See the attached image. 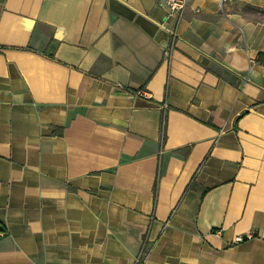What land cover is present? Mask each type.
<instances>
[{"label": "crops", "instance_id": "0c3cea01", "mask_svg": "<svg viewBox=\"0 0 264 264\" xmlns=\"http://www.w3.org/2000/svg\"><path fill=\"white\" fill-rule=\"evenodd\" d=\"M162 2L0 0V264H264V0Z\"/></svg>", "mask_w": 264, "mask_h": 264}, {"label": "built area", "instance_id": "2783aa9c", "mask_svg": "<svg viewBox=\"0 0 264 264\" xmlns=\"http://www.w3.org/2000/svg\"><path fill=\"white\" fill-rule=\"evenodd\" d=\"M190 1L191 0H163L162 5L166 8V10L168 12V17H176L177 20H180L183 17ZM172 49L173 48L170 47V48H167L165 50L164 57L166 59L170 58V55L172 53ZM167 107H168V104L164 103V108H167ZM4 235H5V232L0 227V236H4ZM253 237H254V234L251 232L246 234L245 236L238 235L235 237L234 242L235 243H241L245 240L252 239ZM142 252H143L142 255L138 259V263L141 262V258L144 257V259H145V255L147 254L148 251L144 249V251H142Z\"/></svg>", "mask_w": 264, "mask_h": 264}, {"label": "trees", "instance_id": "16d2710c", "mask_svg": "<svg viewBox=\"0 0 264 264\" xmlns=\"http://www.w3.org/2000/svg\"><path fill=\"white\" fill-rule=\"evenodd\" d=\"M258 61L264 63V53H260L258 56Z\"/></svg>", "mask_w": 264, "mask_h": 264}]
</instances>
